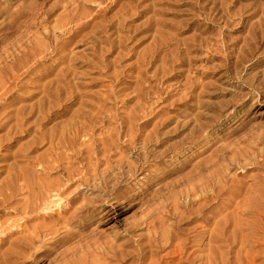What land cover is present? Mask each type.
<instances>
[{
	"label": "rangeland",
	"instance_id": "1",
	"mask_svg": "<svg viewBox=\"0 0 264 264\" xmlns=\"http://www.w3.org/2000/svg\"><path fill=\"white\" fill-rule=\"evenodd\" d=\"M260 192L264 0H0V264H207Z\"/></svg>",
	"mask_w": 264,
	"mask_h": 264
},
{
	"label": "bare ground",
	"instance_id": "2",
	"mask_svg": "<svg viewBox=\"0 0 264 264\" xmlns=\"http://www.w3.org/2000/svg\"><path fill=\"white\" fill-rule=\"evenodd\" d=\"M67 93V92H66ZM67 95V94H66ZM70 97V96H69ZM71 98V97H70ZM225 159L223 158L221 161H224ZM209 168H206L205 171H208ZM219 170L217 169H213V172L211 173V175L209 177L215 176L217 177L218 175L216 174ZM209 177H207V180L210 182ZM201 178L196 179L195 181H193V184L190 186L191 187V192L189 191V195H193L197 192H202L203 190H207V182H204V184H206L207 187L203 188L202 186L199 187V185H201ZM206 181V180H205ZM200 182V184H198ZM212 185V184H211ZM210 185V186H211ZM213 186V185H212ZM214 189V187H213ZM216 191L218 189H215ZM221 190L223 189H219V192H217L218 194H214L213 190H209V192H211V194H214L212 196H217L219 197V193L221 192ZM225 190V189H224ZM208 192V194H209ZM205 193V192H204ZM203 194V193H202ZM262 196H264L263 192H260V195L257 196H250L247 198L246 201H243L244 204L242 207H245L244 211L248 210L249 212L245 213L243 210V214H249L251 217H256L258 216V220H256L255 224H253L252 222L250 224H247V222H241V221H235L234 225H233V231L231 232V234L229 235L228 239L226 240L227 246H226V251L225 252H219L215 250V254L212 256V258L209 259L207 264H231V259H234L232 264H249V262H254V260L256 259V257L261 254L264 248V239L263 240H258V238L256 237V232L254 231V229L256 228L255 226H261L264 223V202L262 201ZM56 204V202H55ZM58 208V207H57ZM201 220H203V222H206L205 218H201ZM237 222V223H236ZM227 221H224V225L226 224ZM239 223H245V225L247 226V230H251V232H249L248 234L241 236L240 235V224ZM255 227V228H254ZM220 235L219 237L221 238H225L223 236L224 234V230L223 228H220ZM257 238V239H256ZM254 240V241H253ZM263 242V243H261ZM245 243H253L254 245H256L255 247H250V250L252 252L253 249H257L258 253L256 252V255H254L253 253H251L249 251V253H247L245 255V257H243L241 254H237L235 257H228V255H231V251L228 250L230 245H234V244H240V246L242 247V244ZM218 250L222 249V247H218ZM78 262V263H77ZM85 264L79 261H71V262H67L65 264Z\"/></svg>",
	"mask_w": 264,
	"mask_h": 264
}]
</instances>
